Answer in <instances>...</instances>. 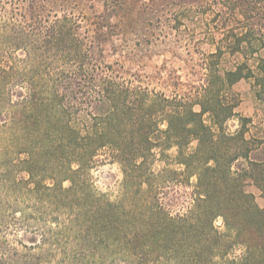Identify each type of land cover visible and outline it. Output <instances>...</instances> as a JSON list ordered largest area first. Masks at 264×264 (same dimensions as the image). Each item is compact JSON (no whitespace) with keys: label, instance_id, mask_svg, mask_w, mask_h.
Wrapping results in <instances>:
<instances>
[{"label":"rangeland","instance_id":"obj_1","mask_svg":"<svg viewBox=\"0 0 264 264\" xmlns=\"http://www.w3.org/2000/svg\"><path fill=\"white\" fill-rule=\"evenodd\" d=\"M58 1L50 20L67 15L88 47L91 21L94 13L103 12L102 2H93V9L90 0L71 5ZM22 4L0 0V264H238L247 249L226 231L223 219L214 220L223 240L210 242L207 238L215 233L196 216L197 168L188 169L184 162L199 141L188 135L193 121L187 109L199 113L201 105L210 111L229 105L234 116L224 123L227 133L239 131L240 117H245L252 119L247 137H263L264 84L258 82L262 73L256 65L264 58V48L252 56L230 53V32L241 31L221 0L133 1L122 16L121 34L96 49L78 79L84 88L90 77L96 79V87L98 81H115L138 109L149 99L155 147L139 167L125 165L108 147L83 167L74 153L44 137L40 116L56 120L65 113L85 135L91 128H84L83 122L107 115L110 103L95 97L94 86L87 89L92 99H44L50 88L45 66L27 62V52L14 46L10 30L21 24ZM218 51L222 54L213 58ZM243 63L252 69V77L232 86L212 81L203 97L208 67L218 65L223 73ZM77 68L56 64L51 72L56 77ZM243 75L251 74L245 69ZM62 82L57 88L61 92L66 91L64 85L74 83L71 89H76L79 83L69 77ZM163 99L167 102L159 104ZM43 103L49 105L47 111ZM135 114L142 116L140 110ZM168 119L174 138L166 132ZM203 119L217 134L212 114L207 112ZM28 120L25 129L20 123ZM261 156L252 154L259 160ZM244 163L235 162L232 170L238 173ZM242 180L246 193L264 209L260 188L250 178ZM191 224L195 228L189 231ZM249 260L253 264L255 259Z\"/></svg>","mask_w":264,"mask_h":264},{"label":"trees","instance_id":"obj_2","mask_svg":"<svg viewBox=\"0 0 264 264\" xmlns=\"http://www.w3.org/2000/svg\"><path fill=\"white\" fill-rule=\"evenodd\" d=\"M21 1L20 14L21 24L12 25V38L16 48H23L27 52V62L32 64H43L46 71V82L49 91L44 93V99H74L85 95L86 99H92V95L87 89L91 86L97 89L95 97L110 103V111L107 115L98 118L91 117L83 123L84 128H91V131L81 135L80 131L72 126L65 113L52 118L43 117V127L41 129L45 138L53 140V144L62 151H71L75 154V159L79 166L88 165L102 148L108 147L113 156L122 160L125 165L139 167L146 163L151 155L152 148L155 147L150 136L152 129V109L149 99H143L140 109L133 107L134 102L129 103V94L119 91L115 81L99 82L96 87V79L90 77L88 88H84L78 73L85 71L86 64L90 57L97 50H100L102 43L106 40L113 41V38L122 32V22L124 11L132 6L133 1L138 0H90L92 8L93 2H102L103 12L94 13L95 20L92 40L88 47H85L83 40L77 37L76 27L72 19L67 15L57 17L51 21V9L59 2L58 0H17ZM64 5H71L75 0H60ZM82 1V0H81ZM86 1V0H84ZM153 3L158 0H150ZM223 7L229 10L227 16L238 24L239 34L230 32L232 42L229 43L230 53H244L245 56L255 55L264 48V0H221ZM93 16V15H92ZM116 21L113 22V19ZM230 20V19H228ZM240 25V26H239ZM257 47V48H256ZM249 53V54H248ZM221 51L212 54L213 58L219 57ZM40 57L39 62L38 58ZM37 59V60H36ZM56 64L63 65L65 69L72 66L77 67V71H61L56 77L51 69ZM218 65L208 67L207 86L204 90L205 97L210 91L212 81L222 86H232L242 78L252 77L253 71L247 64L236 65L234 70L220 73ZM256 68L262 73L258 82L264 84V58L257 59ZM247 69L248 76L243 75ZM75 79L79 82L76 89H71L74 83L64 85V90L58 91L62 81ZM77 79V80H76ZM53 82V85L51 84ZM92 84V85H91ZM63 86V85H62ZM32 97V89L30 90ZM264 92V89H263ZM35 97V94L33 93ZM221 97V96H220ZM125 99V104H124ZM167 102L166 99L159 100V104ZM48 104L43 103L42 109L47 111ZM196 113L192 108L187 109L188 115L193 121V127L187 129L189 137H195L199 141L195 153L185 158L184 164L188 169L196 167L193 173L198 179L194 209L198 211V222L204 221L211 233L215 236L207 238V241L223 240L218 236L214 228V220L221 217L224 221L226 231L234 233L237 244L246 247L247 251L238 264L264 263V209L259 208L254 201V197L246 193L242 177L250 178L264 194V159L252 157L254 152L264 155V136L247 137V125L252 122L250 118H242L241 129L236 133H227L224 123L234 116L229 105H221L220 108L210 111L204 108ZM231 109V110H230ZM60 112H64L62 108ZM141 111L142 116L135 113ZM210 112L212 122L217 127L218 133H214L212 126H207L203 116ZM226 113L225 117L223 115ZM126 116V117H125ZM171 117V115H169ZM128 118V120L126 119ZM129 122V125L125 121ZM40 122V121H39ZM25 129L29 128V120L21 121ZM125 124V129H123ZM170 138L176 135L171 134L173 124L168 119ZM27 126V127H26ZM40 129V127H39ZM122 130V131H121ZM66 152V151H65ZM263 158V156H261ZM141 160V163H138ZM244 160V166L235 173L232 166L235 162ZM71 172L76 173L72 169ZM195 228L189 225L187 230ZM230 237V236H229Z\"/></svg>","mask_w":264,"mask_h":264}]
</instances>
